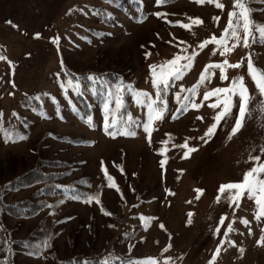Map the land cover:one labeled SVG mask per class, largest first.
Wrapping results in <instances>:
<instances>
[{
  "label": "rangeland",
  "instance_id": "obj_1",
  "mask_svg": "<svg viewBox=\"0 0 264 264\" xmlns=\"http://www.w3.org/2000/svg\"><path fill=\"white\" fill-rule=\"evenodd\" d=\"M218 2L225 5L223 10L208 0L203 4L176 0L159 8L153 6L152 0H143L146 19L138 23L137 0H116L117 5L111 7L107 0H0V55L7 57L0 60L2 122L4 127L26 137L5 142L0 133V180L22 174L37 158H47L63 162L66 165L63 182L75 183L84 193L83 200L66 198L53 210L45 209L34 217L19 220L5 216L15 239L31 236L36 246L45 242L55 256L47 255V251L34 255L31 250L17 247V264H56L55 259L64 255L113 249L127 259L152 257L164 264L167 256L171 257V264H208L220 239L234 240L236 244L225 243L214 264H264V245L256 244L264 218H253L254 202L247 195L240 199L238 207L229 206L223 198L219 203L216 200L219 185L239 181L242 171L250 166L251 162L246 160L249 146L255 149L264 145L261 135L264 112L255 104L245 126L229 138L238 113V97H233L232 114L218 124L214 134L204 137L205 143L200 137L219 110L208 106L215 97L204 101L198 109L177 111L175 93L180 91L179 85L190 88L206 64L225 58L230 63L245 59L240 68L226 70L228 80L221 81L219 69L210 68V76L198 86L194 101L199 104L205 91L226 87L238 75L245 77L249 92L254 100L257 98L255 85L247 75V56L250 54L254 66L264 72V44L255 43L248 48L237 45L226 57L219 51L213 54L210 49L215 45L211 43L198 48L201 41L212 35L219 38L226 26L232 0ZM249 6L254 9L253 18L264 23V0H253ZM106 11L114 14L108 23L104 21L108 19ZM154 11L166 12L167 19L152 15ZM215 16L220 17L219 21L213 20ZM190 17H198L203 23L191 24L189 29L174 23L177 20L191 23ZM34 33L40 36L34 38ZM56 35L61 38L59 48L49 39ZM228 43L231 46L232 42ZM184 48L189 53L197 49L199 54L192 68L170 87L164 98L167 101L164 118L151 125L150 143L142 127L147 119L146 106L136 105L130 94L123 119L131 115L134 121L131 130L136 135L110 137L103 127V106L93 107L92 120L85 122L72 114L70 108L75 104V91L72 88L62 91L59 87L67 79L65 67L77 73L110 71L155 98L148 65L163 64ZM145 51L151 52L148 58ZM184 95L191 93H182L181 99ZM112 108L115 109V104ZM198 116L203 120L197 119ZM54 136L85 143H71ZM185 141L196 148L187 158H183L187 149L181 147ZM261 160L264 161V155ZM60 170L64 172L63 168ZM105 170L119 191L109 187ZM197 188L204 191L196 193ZM30 190L8 192L6 199H20ZM97 194L100 204L85 202L88 196ZM101 207L112 215H105ZM189 211L193 213L190 218ZM224 213L228 214L227 219L218 225V218ZM141 215L146 218L143 223ZM241 217L247 218L249 225L240 223ZM229 222L234 230L224 237ZM159 223L165 228L161 229ZM217 226L219 233L215 231ZM248 227L252 228V235L248 234ZM169 244L171 247L164 251ZM240 248L244 250L242 254Z\"/></svg>",
  "mask_w": 264,
  "mask_h": 264
},
{
  "label": "snow or ice",
  "instance_id": "obj_2",
  "mask_svg": "<svg viewBox=\"0 0 264 264\" xmlns=\"http://www.w3.org/2000/svg\"><path fill=\"white\" fill-rule=\"evenodd\" d=\"M140 5V14L137 16V22L142 23L146 19L143 11V0H137ZM166 0H152L153 6L156 8L161 7ZM107 3L111 7L116 3V0H107ZM197 4L205 3V0H196ZM208 3L214 4L217 9L223 10L225 5L223 3L218 2V0H208ZM253 3V0H232V6L227 11V23L224 27L221 36L218 38L216 35H212L209 39L203 40L198 45L199 49L205 48L209 43L215 45V48L210 49V51L215 54L219 51V54L223 57H226L237 45H241L244 48H248L251 44L259 43L264 44V23H258L252 16L254 9H252L249 5ZM72 9H69L71 12ZM152 15L167 19L168 14L166 12L154 11L151 13ZM114 14L111 11H106L105 16L107 18H111ZM220 17L215 16L213 20L219 21ZM191 23H183L182 21H175L174 23L179 24L184 29H189L191 24L200 25L203 21L200 18H189ZM169 23H173V21L169 20ZM6 23L10 24L13 27H18L17 25H12L11 21H6ZM34 38H38L40 33H34ZM54 44L59 48L60 36L56 35L49 38ZM229 41H231V46H229ZM183 43V42H182ZM154 46V45H153ZM141 47H145L141 45ZM197 49H193L190 53L187 48L182 49L181 54L175 55L173 58L165 61L163 64L157 65L154 63H150L148 65L149 75L151 77V86L155 89V98L151 96L147 91L138 90L131 83H125L122 77H118L115 81H109L105 78L104 75H96V74H87V76L83 78L72 77L71 73H64L65 79L60 85V89L62 91L67 90L68 88H72L76 95H82L83 85L82 80H86L88 82L87 87L90 92L99 94L102 97L103 104V127L106 134L110 137H115V135H125V136H135L136 132L131 130L132 124L134 121L132 120L131 115H128V118L117 120L116 113L121 112L124 109L125 101L123 99L125 93H128L132 96L133 101L136 105L146 106L147 109V119L142 124L143 130L145 134H147V138L150 140V132L152 131L151 125L153 121L160 120L164 118V113L167 110V101L164 97L167 95L170 87L176 81L181 79V74L186 70L192 68L194 59L198 56ZM30 55V54H26ZM151 55L150 51H145L144 56L148 58ZM244 57H241L240 60L235 63H230L228 59H223L220 62H214L210 64H206L204 66V70L201 71L199 79L193 84L190 88L185 89L183 84L179 85L180 91L175 93L176 99L178 101L177 111H188L189 107L192 109H198L202 106L204 101L209 100L211 97H215L208 106L212 109H219L214 117L213 122L206 128L204 134L200 139L204 140V137H210L214 134L217 129L218 124L232 114L233 107V97H238V113L234 118V123L230 128L229 138L235 136L241 129L245 126V121L248 120L249 113L251 108L255 104L260 105V111L264 112V72L256 68L251 59V55L247 56V75L251 78V81L255 85V92L257 98L253 99V94L249 92V89L245 83V77L243 75H238L233 77L229 84L226 87H215L210 90H207L203 93V99L198 104L194 101V97L197 94L198 86L203 83V81L209 78L210 68H218L219 69V79L221 81L228 80V76L226 74V70L238 69L241 67L242 62L244 61ZM0 60H7V57L4 55H0ZM11 65V61H8ZM61 66L63 67V62L61 61ZM59 75V73L57 74ZM9 83L14 85L13 81H9ZM191 93V96L184 95L183 99H181L182 93ZM9 95H14V93L9 92ZM45 95H48L45 93ZM39 98V97H37ZM114 101L115 111L110 106V102ZM46 115V113H45ZM3 113L0 111V133L5 137V142L7 140H14L15 137H19L20 139H26L19 131H15L14 129H9L4 127L2 122ZM111 117V120L109 118ZM62 118V117H61ZM173 118L175 115L173 114ZM197 119L203 120V117L198 116ZM253 119L255 117L253 116ZM86 120L90 122L92 120V116H87ZM121 125L118 127L117 125ZM166 135H171L166 133ZM261 135H264V127L261 128ZM206 143L207 140H204ZM162 143H164L162 141ZM181 147L186 148L187 151L184 152L183 158H187L192 151H195L196 148L190 147L187 144V141L184 142ZM250 151L246 153V160L251 162L250 166L242 171V179L236 182H227L219 185L217 190V203H219L220 199L223 198L226 200L227 204L231 206L235 204L237 207L239 206L240 199L247 195L248 199L252 200L255 204V210L253 214V218L256 220H260L264 218V161L261 160V155H264V145H260L259 147L253 149L251 146ZM259 154H255V153ZM103 169V163L101 164ZM160 167H164V162L161 161ZM183 171V170H180ZM105 177L110 182L109 187L115 188L119 191V188L115 184L113 177L108 175L105 170ZM56 187H60L57 185ZM166 192L170 193L169 189H165ZM204 189L197 188L195 189L196 193H202ZM75 199H80L79 196H74ZM197 199L199 196L196 197ZM95 201L97 204H100L99 195L88 196L85 202L91 203ZM101 211H104L103 207H101ZM235 209H233V213ZM105 215H112L111 212L104 211ZM188 217L190 218L193 213L191 211L188 212ZM227 213L221 214L218 218V225H223L225 220L227 219ZM70 219V217H69ZM145 217L143 215L140 216V221L143 223L145 221ZM155 219V218H152ZM188 223H191V220H188ZM240 223L245 226L249 225L250 221L247 218L241 217ZM112 227V225H109ZM161 229L165 228L163 223H159L158 225ZM233 223L229 222L227 224V230L223 232V236L227 237L231 231H233ZM217 233L220 232V227L217 226L215 228ZM248 234L252 235V228H247ZM261 235L257 238V245H264V227H261ZM143 237L141 240L143 241ZM225 243L236 244V241H227L226 239H220L219 243L216 245V249L213 252L211 258L208 261V264H214L216 258L220 251L222 250V246ZM171 245H167L164 251H167ZM132 246L129 245L127 250L130 253ZM239 251L241 254L243 253V248H240ZM35 254V253H30ZM111 257V258H110ZM84 264H93V260L85 259ZM97 264H160V261L156 258L148 257V258H137V259H125L121 255L115 254L114 252L103 254ZM164 264H171V257H164Z\"/></svg>",
  "mask_w": 264,
  "mask_h": 264
},
{
  "label": "trees",
  "instance_id": "obj_3",
  "mask_svg": "<svg viewBox=\"0 0 264 264\" xmlns=\"http://www.w3.org/2000/svg\"><path fill=\"white\" fill-rule=\"evenodd\" d=\"M173 1L176 0H166L165 3H171ZM114 5L117 4L115 3ZM103 14L104 13H101V15ZM103 19L105 18L103 17ZM111 19H113V16L105 19L104 21L105 23H108ZM64 71L71 73L72 77L79 78H83L89 74V72L77 73L66 67L64 68ZM96 75H104L109 81H115L116 78L122 77L110 71H105ZM87 84L88 82L86 80H82V95H76L75 93V104L70 106L72 114L79 116V118L85 122H87L85 119L87 116L90 115L93 117V107L96 105L103 106L102 97L99 92L93 94L88 90ZM166 96L164 98H166ZM127 98L128 93H125L123 97L125 101L124 109L121 112L116 113V117L124 118L125 114H127ZM113 104L114 101H111L110 106L112 107ZM117 126L120 127L121 125L118 124ZM54 137L71 143H85L68 137ZM65 166L66 165L63 162H56L55 160L47 158H37L36 163L22 174L12 175L10 178L4 179L3 181L0 180V264H17V247L22 250H31V252L35 253L34 255H38L40 251H44V253L47 251V255L53 256L52 253L48 251L49 247L46 246L45 242L41 243V246L38 247L34 244L31 236H27L19 240L15 239L11 229L6 225L5 216L19 220L27 219L36 216L39 212L45 209L51 208L53 210L57 207V203H60L66 198L79 196V200H83L84 193L76 186L75 183L68 184L63 182V176L66 172ZM48 168H52L54 170L49 171ZM61 168L64 169V172L60 170ZM57 185L60 187H56ZM25 188H31V190L24 197L20 199H6L8 192L14 193ZM110 252H114L115 254L121 255L125 258L118 250L113 249L102 252H89V254L77 253L72 256L64 255L63 258H56L55 262L56 264H84L85 259H91L93 260V264H97L103 254ZM53 258H55V256H53Z\"/></svg>",
  "mask_w": 264,
  "mask_h": 264
}]
</instances>
